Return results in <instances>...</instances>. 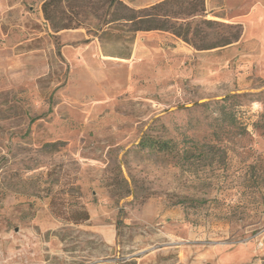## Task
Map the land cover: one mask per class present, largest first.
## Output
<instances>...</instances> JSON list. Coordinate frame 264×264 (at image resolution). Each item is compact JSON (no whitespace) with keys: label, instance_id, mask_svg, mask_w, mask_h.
Returning <instances> with one entry per match:
<instances>
[{"label":"rangeland","instance_id":"1","mask_svg":"<svg viewBox=\"0 0 264 264\" xmlns=\"http://www.w3.org/2000/svg\"><path fill=\"white\" fill-rule=\"evenodd\" d=\"M204 8L188 43L108 0H0V264H264V0Z\"/></svg>","mask_w":264,"mask_h":264},{"label":"trees","instance_id":"2","mask_svg":"<svg viewBox=\"0 0 264 264\" xmlns=\"http://www.w3.org/2000/svg\"><path fill=\"white\" fill-rule=\"evenodd\" d=\"M47 6L44 4L43 13L48 19ZM108 7L112 10L111 21H124L130 24V32L135 35L137 32H150L160 31L168 32L171 35L182 39L189 43L188 34L190 31V25L187 22L188 18L200 17L205 13L204 0H164L157 4H154L148 8L141 10H133L124 5L119 0H108ZM124 12V14L119 13ZM207 28H212L215 22L205 21L201 22ZM61 29H70V26H64ZM234 38V40H236ZM230 40H224L222 46L230 44ZM197 49H204L202 46ZM233 97H226L223 102H226ZM224 107V106H223ZM222 114H227L230 119H233L234 115L232 110H222ZM139 152H149L162 155H177L179 159H185L189 153L187 146H178V144L172 140H161L151 136L150 134H144L136 146ZM81 218L77 221H85L88 219L86 213H79Z\"/></svg>","mask_w":264,"mask_h":264}]
</instances>
